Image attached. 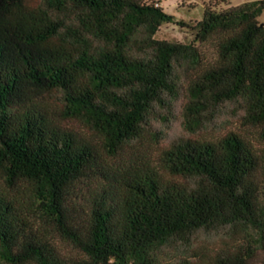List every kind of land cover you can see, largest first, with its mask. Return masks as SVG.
<instances>
[{"label":"trees","instance_id":"trees-1","mask_svg":"<svg viewBox=\"0 0 264 264\" xmlns=\"http://www.w3.org/2000/svg\"><path fill=\"white\" fill-rule=\"evenodd\" d=\"M263 11L206 7L183 43L155 0H0V263L253 264Z\"/></svg>","mask_w":264,"mask_h":264},{"label":"rangeland","instance_id":"rangeland-1","mask_svg":"<svg viewBox=\"0 0 264 264\" xmlns=\"http://www.w3.org/2000/svg\"><path fill=\"white\" fill-rule=\"evenodd\" d=\"M248 0H155L157 5H160L163 10L172 16H174V22H167L160 25L155 37L167 41H177L188 43L193 39V31L189 25L180 26L176 21H184L187 24H194L201 19L203 11L206 7L213 9H223L228 6H234ZM259 19L264 21V11L260 15ZM207 54H210L208 49ZM176 116L170 121L168 134L163 143L169 142L176 134L181 131V122L179 109L175 110ZM161 123L158 122L157 126ZM264 260V253H260L258 258L253 264H260ZM1 264V263H0Z\"/></svg>","mask_w":264,"mask_h":264}]
</instances>
